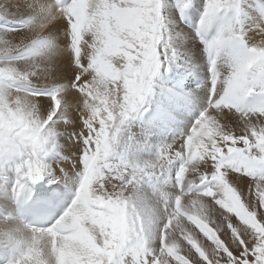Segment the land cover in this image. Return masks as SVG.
<instances>
[{
  "label": "snow or ice",
  "instance_id": "6c2138e0",
  "mask_svg": "<svg viewBox=\"0 0 264 264\" xmlns=\"http://www.w3.org/2000/svg\"><path fill=\"white\" fill-rule=\"evenodd\" d=\"M173 4L181 18L188 8H202L196 35L209 76L197 88L207 89L209 102L186 135L161 144L150 160L136 162L127 149L117 150L122 128L142 119L145 135L155 134L173 123L196 93L197 65L170 42L163 10ZM13 7L30 18L14 20ZM60 9L66 19L47 31H63V42L72 49L68 62L76 69L70 80L81 96L79 116L70 119L66 110L56 112L44 130L30 119L15 125L0 122V173L5 182L9 171L15 176V211L5 205L0 218L55 231L57 221L67 220L74 208L94 215L90 205L103 198L121 204L124 215L118 237L108 239V251L97 257L98 264H264V0H204L202 6L199 0H16L14 6L0 0V29L7 32L16 23L43 32ZM245 22L247 29L242 28ZM214 23L215 33L209 35ZM53 48L51 36L40 35L23 48H6L5 57L23 59L26 52L43 55ZM3 82L31 84L28 73L11 68L0 74ZM233 109L239 113L236 127L217 118ZM21 110L27 111V105ZM47 112L51 115L52 109ZM62 124L64 131L58 130ZM60 137L76 151L72 168L57 176L45 160L59 155ZM199 161L205 168L214 162V170L199 174L195 187L174 199L159 193L165 222L155 237L158 244L152 243L160 217L138 199V189L156 177L172 179L173 170L174 185L182 189L186 173L196 172ZM228 170L238 174L237 182L250 178L246 192L229 182ZM37 184L72 192L54 220L44 212L47 199L35 195ZM205 198L218 210L219 224L210 218ZM0 264H33V256L23 241L7 234L0 240Z\"/></svg>",
  "mask_w": 264,
  "mask_h": 264
},
{
  "label": "bare ground",
  "instance_id": "6f19581e",
  "mask_svg": "<svg viewBox=\"0 0 264 264\" xmlns=\"http://www.w3.org/2000/svg\"><path fill=\"white\" fill-rule=\"evenodd\" d=\"M9 2L14 6L16 0H9ZM199 3H204V1L199 0ZM15 11L13 9H10ZM172 18L169 22L166 23V26L169 30L170 42L174 44L175 47L180 49L187 59H190L191 62L198 67V76H205V63L203 60V45L194 35V27L191 29L182 26L179 22L174 23L177 20L175 13H172ZM30 18V13H21L15 11L14 20L24 23L27 19ZM64 20L63 10L57 11L53 17L48 20L44 25V31L42 32L39 28H34L30 26H25L23 29L19 28V24L13 23L8 25L9 31L5 32L3 29H0V74L5 73L6 69H15L18 74L28 73L31 84L21 83V82H3L0 83V106L3 109V117L7 115L9 123H21L26 119H30L32 123L38 124L41 130L47 125V122L55 116L56 112L67 111L68 117L70 119H75L79 116L78 108L80 107L79 101L81 99L80 93L73 90L71 85V76L75 74L76 69L72 68L68 62L69 57L72 55L71 47L64 43L66 39V34L61 31L60 33L48 32L47 29L51 28L52 25L57 24L58 22ZM215 23L213 24V26ZM18 29L17 32H12L11 29ZM242 28L247 29L248 24L245 22L242 24ZM210 30V28H209ZM247 35H254V32L248 31ZM40 35H49L52 38L54 43V48L50 53H45L43 55L30 56L25 53L26 58H19L15 55L5 57V49L8 47L13 48H23L25 45L29 44L33 39ZM261 37L256 36V43H259ZM202 75V76H201ZM32 86L41 90H50L52 88L60 89L56 94L37 97L25 94L20 90L21 87ZM198 90V89H196ZM207 95V89L203 88L199 91H196V96L203 97ZM91 96V94H89ZM27 105L28 110L22 111L21 109ZM48 108L52 109V114L50 115L47 112ZM199 109H203V104L194 107V115L197 114ZM190 118V117H187ZM218 119L222 123L236 127L239 120V115L231 113L229 110H224L223 113L218 114ZM179 118L176 116L175 121ZM165 127L162 130L157 131L152 135H145L144 125L138 126L137 124L130 121L127 123L121 130L120 139L118 143L117 150L121 151L127 149V153L130 159L135 160L136 162H143L145 160H150L155 152L154 150L157 146L159 147L163 143H169L171 140H168V136L164 135V132L169 129L171 125ZM184 121H186L184 119ZM64 131V125L62 124L58 129ZM167 139V140H163ZM59 143V155L50 154L51 159H47L48 164H46L55 175H60L61 170L69 171L72 168V154L76 149L71 145L66 137H60L58 140ZM129 146V148H127ZM213 162L209 161L207 168H205V162L199 161L195 162L196 172H189L185 175L186 184L198 183L199 174L204 173L205 171L210 174L212 170ZM9 171L7 175L10 173ZM4 175L0 173V176ZM237 173H232L228 170L227 179L230 183L234 184L240 190L246 192L248 190L249 177H242L240 181H236L235 177ZM158 178V177H156ZM155 179V178H153ZM75 186V185H73ZM52 188L56 189V185H51ZM10 186L7 185V191L5 192V184H0V198L4 197V200H8ZM163 191L164 195L169 199H174L175 195L168 193L160 187H154L148 189L143 184L137 191L138 199L147 204L149 207L153 208L157 217H160L159 226L157 223L153 225L152 229V240L154 244L158 243L156 240V235L159 229L162 227L165 219L163 217V203L160 200L159 193ZM60 194L71 192L64 190L63 186L60 187ZM127 194V193H125ZM115 198H113L114 201ZM99 201L105 202L111 208L114 214H118L120 210V205L112 201H105L101 198ZM205 202L208 205L209 216L213 215L216 219V222L219 224L221 222V217L218 215V210L213 211L215 205L212 204V201L209 198H205ZM5 203V202H3ZM69 201H67L68 205ZM232 203L235 205L237 201L233 200ZM122 206V205H121ZM162 219V220H161ZM252 221V218L249 217V222ZM85 225V228L93 236L94 229L93 224L90 221L85 220V211L82 208H74L71 213L68 215V219L64 220L62 225L72 228L78 225ZM99 225L102 227V232L98 235V243L102 245L104 243L105 248H108L107 241L108 239L115 240V226L111 218L103 219ZM191 227V225H187ZM194 227V226H193ZM212 227V225L210 226ZM198 231V230H197ZM7 234H13L15 237L21 241L28 242L30 236H42L48 237L57 240V246L60 250L64 251L67 254L83 256L86 255V250L90 248L88 240H81L76 238H53L47 234H35L29 232L25 229L20 223H14L9 220L0 218V240L4 239ZM45 247H49L48 243H44ZM33 264H47L46 262L33 261Z\"/></svg>",
  "mask_w": 264,
  "mask_h": 264
},
{
  "label": "rangeland",
  "instance_id": "374dc122",
  "mask_svg": "<svg viewBox=\"0 0 264 264\" xmlns=\"http://www.w3.org/2000/svg\"><path fill=\"white\" fill-rule=\"evenodd\" d=\"M204 1V0H202ZM201 6L203 3H199ZM202 11L201 9H198L197 11L193 12L192 8H188L185 10L184 17L181 18V15L179 11L175 8L174 4L171 8H166L163 10V13L166 18V22L170 23L169 21L172 18V13H175L177 20L174 21V23H180L181 20L190 21L192 26H196L197 22L200 19V13ZM181 24V23H180ZM182 26L186 27V25L181 24ZM213 27V25L210 26V29ZM187 28V27H186ZM23 29V28H22ZM0 108H2L0 106ZM3 111H0V122L9 123L10 120H5L2 115ZM13 125L17 123H12ZM129 148V146L127 147ZM158 146L154 150H150L151 152H155L157 150ZM47 159H51L49 156L46 158L45 163L48 164ZM97 206L104 207L111 211V208L108 204L102 201H96L94 202ZM124 215L123 206L120 205V210L118 214H115L116 220L112 219V222L115 226L114 234L117 238L120 233V226L122 223ZM106 215H99L98 217H92L91 215L85 214V220L90 221L93 224L94 234L93 236L90 234V232L85 228V225L83 223V227L86 230V234L83 237H79L76 239L81 240H88L87 242L90 244V248L86 250V255L78 256V255H71L67 254L64 251L60 250L57 246V240L48 238V237H42V236H30L29 241L25 242V244L28 246L29 252L33 256V261H41L46 262L47 264H98L97 257L104 255L107 253L108 248L102 247L98 243V235L102 232V227L99 225V223L103 219H107ZM211 219H214L213 215H210ZM163 219V218H162ZM161 219V220H162ZM160 220H157V226H159ZM211 226V225H209ZM44 243H48L49 247H45ZM158 244V243H157ZM9 258H11V254L9 253Z\"/></svg>",
  "mask_w": 264,
  "mask_h": 264
}]
</instances>
